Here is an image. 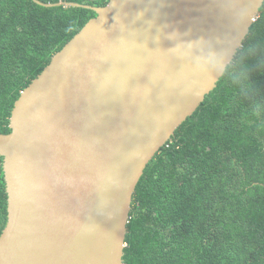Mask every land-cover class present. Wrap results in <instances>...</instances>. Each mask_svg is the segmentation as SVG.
I'll return each instance as SVG.
<instances>
[{
  "label": "water",
  "instance_id": "obj_1",
  "mask_svg": "<svg viewBox=\"0 0 264 264\" xmlns=\"http://www.w3.org/2000/svg\"><path fill=\"white\" fill-rule=\"evenodd\" d=\"M34 1L97 16L22 92L11 132L0 133V264H124L147 165L217 87L264 0Z\"/></svg>",
  "mask_w": 264,
  "mask_h": 264
},
{
  "label": "trees",
  "instance_id": "obj_2",
  "mask_svg": "<svg viewBox=\"0 0 264 264\" xmlns=\"http://www.w3.org/2000/svg\"><path fill=\"white\" fill-rule=\"evenodd\" d=\"M104 7L110 0H38ZM92 9L0 0V133ZM0 156V236L8 194ZM124 264H264V4L217 87L147 165Z\"/></svg>",
  "mask_w": 264,
  "mask_h": 264
},
{
  "label": "clouds",
  "instance_id": "obj_3",
  "mask_svg": "<svg viewBox=\"0 0 264 264\" xmlns=\"http://www.w3.org/2000/svg\"><path fill=\"white\" fill-rule=\"evenodd\" d=\"M210 63H213V64H215L216 62H214V61H210Z\"/></svg>",
  "mask_w": 264,
  "mask_h": 264
}]
</instances>
